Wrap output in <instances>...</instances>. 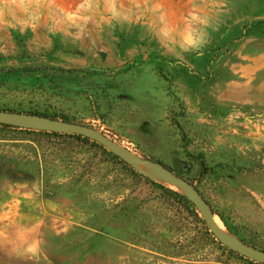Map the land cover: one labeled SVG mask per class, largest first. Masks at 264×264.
<instances>
[{"label": "rangeland", "instance_id": "1", "mask_svg": "<svg viewBox=\"0 0 264 264\" xmlns=\"http://www.w3.org/2000/svg\"><path fill=\"white\" fill-rule=\"evenodd\" d=\"M260 54L264 0H0V111L85 125L159 162L227 239L264 251V89L251 90L264 71H242ZM108 153L0 128V264H259L131 172L187 197L157 167Z\"/></svg>", "mask_w": 264, "mask_h": 264}, {"label": "water", "instance_id": "2", "mask_svg": "<svg viewBox=\"0 0 264 264\" xmlns=\"http://www.w3.org/2000/svg\"><path fill=\"white\" fill-rule=\"evenodd\" d=\"M0 124L11 125L14 127H19L21 129L34 130L39 132H52L83 136L92 141H95L102 147L107 148L111 153L118 156L126 164H147L157 167L163 172L165 177L171 183L176 184L186 193V198L194 205L195 209L199 212L209 231L224 247L250 261L264 264V251L250 246L244 242L230 240L222 236L211 220L213 212L209 204L202 197L199 191L187 180L174 174L162 164L149 159L125 157L116 150V148L113 146L112 141L102 133L88 126L77 123L59 121L39 115L0 111Z\"/></svg>", "mask_w": 264, "mask_h": 264}, {"label": "trees", "instance_id": "3", "mask_svg": "<svg viewBox=\"0 0 264 264\" xmlns=\"http://www.w3.org/2000/svg\"><path fill=\"white\" fill-rule=\"evenodd\" d=\"M0 128H5V129H21L19 127H14V126H11V125H4V124H0ZM22 131H25V132H38L40 134H45V135H51L53 137H56V138H61V137H68V138H71V139H74L77 143H80V144H83V145H88L90 144L91 146L93 147H97L99 149H103V147L101 145H99L98 143H96L95 141H92L86 137H83V136H79V135H68V134H60V133H52V132H39V131H34V130H27V129H21ZM114 160H116L117 163L119 164H122L124 166H128V164H126L125 162H123L118 156L112 154V153H108ZM155 162V161H154ZM159 163V162H157ZM164 166V165H163ZM131 172L142 179L143 181V184L148 187V188H153V189H156L160 192H165L167 193L168 195L170 196H174L178 201L179 203L182 205V206H188V210L189 212H191L192 214H195L194 210L195 207L194 205L185 197V196H182V195H179L165 187H163L162 185L158 184V183H155L153 182L152 180H150L149 178L147 177H144L143 175H140V174H137L135 173L134 171H132L131 169ZM183 201H185V203H183ZM190 208L192 210H190ZM231 253H233L232 251H230ZM235 254V253H234ZM241 258H244L242 256H240ZM248 260V259H246Z\"/></svg>", "mask_w": 264, "mask_h": 264}, {"label": "crops", "instance_id": "4", "mask_svg": "<svg viewBox=\"0 0 264 264\" xmlns=\"http://www.w3.org/2000/svg\"><path fill=\"white\" fill-rule=\"evenodd\" d=\"M242 71H246V76L253 80L255 83L258 82L261 73L264 71V55H257L249 59L248 63L242 66ZM251 90L254 92V98L260 95V92L264 89V81L259 82V84Z\"/></svg>", "mask_w": 264, "mask_h": 264}, {"label": "bare ground", "instance_id": "5", "mask_svg": "<svg viewBox=\"0 0 264 264\" xmlns=\"http://www.w3.org/2000/svg\"><path fill=\"white\" fill-rule=\"evenodd\" d=\"M145 173L151 177L152 179L156 180V181H160V182H165L167 183V181L164 179V177L162 176L161 173L151 169V168H145L144 169ZM179 187V186H178ZM180 188V187H179ZM211 220L213 222V224L215 225V227L217 228V230L219 231V233L228 238V235L226 234L225 230L222 229L218 219L215 216H211ZM231 240V239H230Z\"/></svg>", "mask_w": 264, "mask_h": 264}]
</instances>
